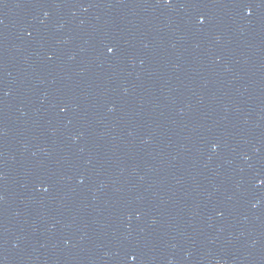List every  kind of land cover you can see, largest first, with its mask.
I'll return each mask as SVG.
<instances>
[{"label":"water","instance_id":"water-1","mask_svg":"<svg viewBox=\"0 0 264 264\" xmlns=\"http://www.w3.org/2000/svg\"><path fill=\"white\" fill-rule=\"evenodd\" d=\"M0 264H264V0H0Z\"/></svg>","mask_w":264,"mask_h":264},{"label":"snow or ice","instance_id":"snow-or-ice-1","mask_svg":"<svg viewBox=\"0 0 264 264\" xmlns=\"http://www.w3.org/2000/svg\"><path fill=\"white\" fill-rule=\"evenodd\" d=\"M111 51V49H109Z\"/></svg>","mask_w":264,"mask_h":264}]
</instances>
